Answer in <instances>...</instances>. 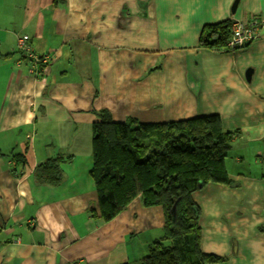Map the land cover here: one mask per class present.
<instances>
[{
    "label": "crops",
    "instance_id": "crops-1",
    "mask_svg": "<svg viewBox=\"0 0 264 264\" xmlns=\"http://www.w3.org/2000/svg\"><path fill=\"white\" fill-rule=\"evenodd\" d=\"M253 18L264 0H0V264H141L164 236L163 209L140 198L109 223L99 216L90 171L103 110L117 123L214 115L239 131L233 185L192 196L200 249L264 264V28L237 52L199 48L205 26ZM20 36L53 56L46 76L30 75ZM56 158L59 184L39 183L36 167Z\"/></svg>",
    "mask_w": 264,
    "mask_h": 264
},
{
    "label": "trees",
    "instance_id": "trees-1",
    "mask_svg": "<svg viewBox=\"0 0 264 264\" xmlns=\"http://www.w3.org/2000/svg\"><path fill=\"white\" fill-rule=\"evenodd\" d=\"M232 24L226 21L205 26L199 48L215 53L229 52ZM29 42L30 38L28 46ZM30 48L34 52V48ZM26 59L31 65L29 58ZM96 115L98 120L92 127L90 177L102 221L111 222L140 198L144 208L161 207L166 221L164 236L147 249L146 259L141 264L224 262L201 252V210L192 196L209 184L233 185L226 159L239 131H226L221 118L214 115L159 124H141L131 118L117 123L106 110ZM13 160L22 167L21 171L17 167L13 171L26 177L25 157L16 156ZM35 176L43 185H58L62 179L61 159L39 164Z\"/></svg>",
    "mask_w": 264,
    "mask_h": 264
},
{
    "label": "built area",
    "instance_id": "built-area-1",
    "mask_svg": "<svg viewBox=\"0 0 264 264\" xmlns=\"http://www.w3.org/2000/svg\"><path fill=\"white\" fill-rule=\"evenodd\" d=\"M231 39L229 41V52H237L244 47L251 45L258 38L261 29L264 28V19L253 18L249 22L232 21ZM29 38L26 36L18 38V49L26 54L31 62L30 75L36 79L42 75H46L47 67L52 62V56H44L42 58L34 54L30 46H28ZM42 64H39V63ZM40 65H44L40 68Z\"/></svg>",
    "mask_w": 264,
    "mask_h": 264
},
{
    "label": "water",
    "instance_id": "water-1",
    "mask_svg": "<svg viewBox=\"0 0 264 264\" xmlns=\"http://www.w3.org/2000/svg\"><path fill=\"white\" fill-rule=\"evenodd\" d=\"M236 8V4L234 5V7H233V10ZM251 77H252V70H248L247 72H246V79H247V81L248 82H250L251 81ZM172 214H173V217L175 218V206L173 207V209H172Z\"/></svg>",
    "mask_w": 264,
    "mask_h": 264
},
{
    "label": "rangeland",
    "instance_id": "rangeland-1",
    "mask_svg": "<svg viewBox=\"0 0 264 264\" xmlns=\"http://www.w3.org/2000/svg\"><path fill=\"white\" fill-rule=\"evenodd\" d=\"M94 186V185H93ZM94 190H95V188H94ZM96 192V191H95Z\"/></svg>",
    "mask_w": 264,
    "mask_h": 264
}]
</instances>
